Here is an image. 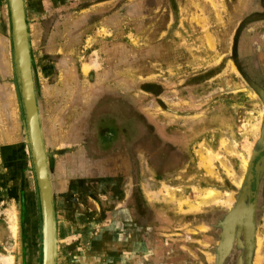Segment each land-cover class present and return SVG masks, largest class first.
<instances>
[{"label": "rangeland", "instance_id": "1", "mask_svg": "<svg viewBox=\"0 0 264 264\" xmlns=\"http://www.w3.org/2000/svg\"><path fill=\"white\" fill-rule=\"evenodd\" d=\"M212 1L24 0L52 190L53 264H264V0H247L243 11L227 0L234 25L242 24L231 35L196 19L214 11ZM7 8L0 0L8 46L0 103L13 93L31 171ZM229 75L242 79L243 93H225ZM57 116L64 136L53 128ZM61 137L74 144L57 148ZM2 152L0 264H44L34 175L29 187L21 180L18 192L3 190ZM118 200L125 207L112 208ZM240 200L222 255L226 220Z\"/></svg>", "mask_w": 264, "mask_h": 264}, {"label": "crops", "instance_id": "2", "mask_svg": "<svg viewBox=\"0 0 264 264\" xmlns=\"http://www.w3.org/2000/svg\"><path fill=\"white\" fill-rule=\"evenodd\" d=\"M238 1L239 4H236V7L234 9L240 8V10L243 11L247 7L246 5L247 0H238ZM221 2H223V0H214L213 3H210L211 4L210 8H212L214 11H212L209 16H206L204 14L197 16L196 19L200 23L205 22L206 24H210V26L214 27L208 30L211 33H215V34L228 33L231 35L232 33L237 31L236 26L234 25L235 22L233 21L237 19L238 14L233 12V8H232L233 2L229 4V1L227 0H225L223 3L225 10L224 11L220 10L221 7H223ZM240 15H244V14L242 13ZM149 30L152 31L151 29ZM216 47H218V45ZM7 53H8V46L6 39L0 38V63H4L5 65H7V61H8ZM6 71L7 68L5 67V72ZM223 88L228 96H235L237 94L243 93L246 89L242 79H240L238 76H230V75L225 77V84ZM5 95H6V101L0 103V149L1 151H3L1 154L4 156L6 160L9 173L2 175L3 181L5 180L4 181L5 185L2 184V189L3 190L6 189V191H8L7 189L9 186V189L12 188L13 191L18 192L17 183H20V181L22 180L20 185L23 184L24 186L25 184V187H29L31 181L28 175L29 174L33 175V174H32V170L30 171L26 167L28 165L25 159L26 151L22 150L19 147L20 140L18 136L22 133L19 130V127L22 126V124L17 115V112L15 111V108H11L12 107L11 104L15 101V98L13 100L14 95L10 91H6ZM114 95L117 94L115 93ZM102 96H104V94H102ZM3 99H4L3 92L0 91V100ZM91 109L92 108H90V110ZM90 110L88 108V111ZM60 120L62 119L59 116H57L55 120V124L53 125V128L56 129L58 134H62L63 129L65 128L64 124L62 123L63 121ZM64 135L65 134L63 133L62 136ZM73 144H74V140H65V138L61 137L56 147L57 148L70 147V145ZM68 157L72 158L73 156L69 155ZM29 164L31 169L30 159H29ZM27 170H28V174H27ZM122 190L124 193L130 191L126 187L122 188ZM103 191L111 192L110 189H107V187L106 188L104 187ZM123 207L125 206H122L119 200L114 206H112V208L114 209H118V208L122 209Z\"/></svg>", "mask_w": 264, "mask_h": 264}, {"label": "water", "instance_id": "3", "mask_svg": "<svg viewBox=\"0 0 264 264\" xmlns=\"http://www.w3.org/2000/svg\"><path fill=\"white\" fill-rule=\"evenodd\" d=\"M19 2H20V18H19L20 24L19 25H21L22 43H23L24 49H23L22 58L21 57L19 58V55L17 53V43L14 37V30H13L12 31L13 36L11 37L12 46H13V55H14L16 74L18 77L20 96H21L22 105L24 109L25 130L27 134V141L30 146V151L33 150V142L30 141L31 132L29 128V120H28L29 117H28L27 101H26L27 89H28V95H30L32 111L34 112V116L36 118L34 126L36 129V132L38 133V144H39L38 153L40 156V163L42 167L41 176H43L44 183H45L44 193L41 197L42 204H43V207H41V216H42V227H43L44 264H53L54 255H55L56 228H55L54 210H53V204H52V190H51V185H50V180H49V175H48V164H47V158H46V153H45L44 144H43V133H42L41 125H40V115L38 111V105H37L35 89H34V81L32 77L28 32H27V25L25 21V9L23 8L22 0H19ZM32 163L34 164V162ZM33 167H34V171L36 172L35 166ZM252 177H253V173L249 172L248 178H247L248 183L251 182ZM45 200H46V203H45ZM42 204H40V206H42ZM242 208H243V204H242V200H240L239 204L228 215V218L226 220L227 226L223 234V239L221 243L220 253L222 255L226 254V252L229 250L231 246L234 225L236 223V220L240 217V216L239 217H236V216L239 214V210H241ZM46 209H48V213ZM248 209H251L250 214H249V224H250L251 234L249 233L250 236L247 235V231H246L247 226H244V233H245L246 242L248 243L249 246H252L253 234H254V223H253L254 202L249 204ZM47 214H48V218H47ZM229 222H230V225H228ZM48 239L50 240V242Z\"/></svg>", "mask_w": 264, "mask_h": 264}, {"label": "bare ground", "instance_id": "4", "mask_svg": "<svg viewBox=\"0 0 264 264\" xmlns=\"http://www.w3.org/2000/svg\"><path fill=\"white\" fill-rule=\"evenodd\" d=\"M6 1H7V7H8L7 9H8V17H9L11 37L13 36L12 31L14 30V37H15V40H16V43H17V53L19 55V58L20 57L22 58L24 47H23V43H22L21 25H19L20 24V19H19L20 18V2H19V0H6ZM22 4H23V8H24L23 0H22ZM0 29L3 32L5 31L4 23H3L2 20H0ZM1 35H3V33ZM63 73H64V76L66 77L67 73L64 70H63ZM26 101H27V111H28V117H29L28 118V120H29V128H30V132H31V140L30 141L33 142V150H34V152H33V150L30 151L29 157H30V162H34V164L33 163L32 164H33V166H35V169H36V172H37L36 173L34 171V167H32V164H31L33 175H34V178H35L36 187H37V194H38L39 204H42V198L41 197H42V195L44 193L45 183H44L43 176H41L42 167H41V163H40V156H39V153H38V151H39V147H38L39 146V144H38V133L36 132V129H35V126H34L36 118L34 116V112L32 111V105H31L30 95H28V89H27ZM40 201H41V203H40ZM45 203H46V200H45ZM41 207H43V204H42V206H40V209H41ZM243 207H245V206H243ZM46 211L48 213V209H46ZM241 211L242 210H239V214L236 217L241 216L240 215ZM14 217H15L14 213L11 214L10 222H11V230H12L13 234L15 235L16 227H15V218ZM47 218H48V214H47ZM228 225H230V222H229ZM49 242H50V240H49ZM9 261H7V262H9ZM6 264H8V263H6Z\"/></svg>", "mask_w": 264, "mask_h": 264}, {"label": "flooded vegetation", "instance_id": "5", "mask_svg": "<svg viewBox=\"0 0 264 264\" xmlns=\"http://www.w3.org/2000/svg\"><path fill=\"white\" fill-rule=\"evenodd\" d=\"M241 25H242V24H240L239 26H237V27H236V30H239V28L241 27ZM253 182H254V181H253ZM253 184H254V183H253ZM251 195H252V198H254V197H255V191H252V192H251ZM252 202H254V200H252ZM252 202H251V203H252ZM254 207H255V205H254ZM247 208H248V207H247ZM253 211H254V210H253ZM253 223H254V220H253ZM245 240H246V238H245Z\"/></svg>", "mask_w": 264, "mask_h": 264}]
</instances>
